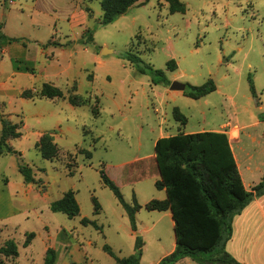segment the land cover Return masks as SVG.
<instances>
[{"label": "rangeland", "instance_id": "rangeland-1", "mask_svg": "<svg viewBox=\"0 0 264 264\" xmlns=\"http://www.w3.org/2000/svg\"><path fill=\"white\" fill-rule=\"evenodd\" d=\"M181 2L184 14H170L165 1L140 0L103 26L99 0H0L2 33L20 39L5 44L0 54V134L2 115L22 134L9 141L19 156L0 158V188L9 180L22 191L32 189L4 202L7 211L11 205L20 211L9 226L0 225L1 246L14 241L19 251L12 261L0 255L4 264H44L49 248L56 251L55 264H116L104 246L126 258L135 253L137 236L143 264H155L175 239L169 218L146 209L164 196L155 186L160 179L155 144L161 136L204 130L231 138V129L242 132V142L233 147L253 170L250 177L244 173L245 182L264 180V123L259 121L264 116V0ZM105 48L113 54L101 57ZM129 51L165 71L171 83L201 86L213 80L217 91L193 100L170 86L154 85L122 58ZM171 60L175 71L168 70ZM44 83L59 88L65 98H41ZM75 94L89 104L72 106L68 99ZM175 108L187 118L186 125L175 120ZM46 133L59 148L52 161L36 148ZM20 166L32 169L35 184L25 183ZM101 169L128 204L141 206L137 223L156 224L153 232L132 235L128 215L104 185ZM68 191L75 192L81 209L74 218L51 210ZM84 218L100 230L83 225ZM29 233L36 236L25 247Z\"/></svg>", "mask_w": 264, "mask_h": 264}, {"label": "trees", "instance_id": "trees-1", "mask_svg": "<svg viewBox=\"0 0 264 264\" xmlns=\"http://www.w3.org/2000/svg\"><path fill=\"white\" fill-rule=\"evenodd\" d=\"M10 1L13 0H5V3ZM99 1L103 10L101 25L106 26L118 21L140 0ZM159 1L169 4L170 14L185 12L181 0ZM2 29L3 25L0 24V54L5 44L20 42V39L7 38L2 33ZM87 37L92 41L93 32H88ZM122 58L136 67L139 74L149 75L154 85L165 87L171 85L165 71L154 69L138 55L129 51L122 54ZM167 67L169 71L177 69L174 60L169 61ZM15 69L22 71L16 65ZM251 89L255 93L253 86ZM216 91L215 82L209 80L201 86L187 84L183 93L190 99L199 100ZM25 93L28 98H32L30 91ZM40 97L50 100L65 98L59 88L49 83L42 85ZM68 101L74 107L89 104L78 94L70 96ZM92 112L96 117L100 114L99 111ZM173 115L177 122L182 125L187 124V118L178 108L174 109ZM260 120L264 121V116H261ZM1 123L0 158L7 154L19 156V153L9 145L10 140L22 136L19 126L11 123L3 115ZM36 148L44 160L52 161L58 156L59 148L50 133L41 137ZM85 152L87 158L92 159V153L87 150ZM155 160L160 175L155 186L158 190H165L167 197L165 200H152L146 205V209L158 212L171 211L176 238V250L159 264H178L185 258H190L197 264H240L226 252V244L233 234L234 218L240 215L254 199L264 195V180L256 185L252 192L245 189L227 134L206 131L195 134L179 133L160 138L155 144ZM19 171L24 175L26 184L36 183L30 167L20 166ZM100 177L126 211L132 230L137 232L136 214L141 206L136 201L133 206L128 204L104 169L100 170ZM93 203L98 213L101 208L96 198H93ZM51 210L54 213H63L69 218L77 217L81 212L73 191H68L60 200L54 202ZM82 224L100 230V226L95 221L84 218ZM35 236V233L27 234L24 246H30ZM142 247L143 242L140 236H137L135 253L129 257H118L108 245L104 246V251L115 260L116 264H141ZM0 255L17 259L19 251L15 242L8 241L0 247ZM55 262L56 251L49 248L44 264H55ZM0 264L4 263L0 261Z\"/></svg>", "mask_w": 264, "mask_h": 264}, {"label": "crops", "instance_id": "crops-1", "mask_svg": "<svg viewBox=\"0 0 264 264\" xmlns=\"http://www.w3.org/2000/svg\"><path fill=\"white\" fill-rule=\"evenodd\" d=\"M259 121L261 124L264 123V121L261 120ZM223 126L225 127L224 124ZM245 128H247V126L244 125L243 129ZM231 131H232L231 132L232 137L229 138V141L233 154L236 159L240 176L242 178L245 189L248 192H252V189L262 181H260L258 184L253 182L252 184H250V186L246 184L244 173L250 177L252 176L253 170L249 165L246 164L245 160L243 159V156L240 153L238 154L235 153L233 147L234 143L240 144L242 142L243 133L240 132L236 134V132L233 129H231ZM200 132H206V131L202 130ZM200 132H185V134H195ZM215 132H219V131H215ZM246 135L247 137L248 136L250 137V134L247 133ZM161 138H163V136H161ZM250 160H253V158L250 157ZM31 190L32 189L30 188L28 189L25 188L24 191H22V189L19 187L15 188L9 180L7 183H4V187L0 188V225L1 226L3 227L9 226V220L16 214L20 213V211L12 207V205L10 210L7 211L6 205L4 203L5 200L7 199L11 200L14 194L15 193L19 194L20 191L26 193V192H31ZM161 192L164 196L159 197V199L165 200L167 197L166 191L161 190ZM159 213L162 214L161 216L165 218H169L174 228V221L171 211L159 212ZM136 227H137V232H134L131 228V233L134 237H136V235H143L153 232L155 230L156 224H153V226L148 228V227H144V224H142V226L138 224L136 219ZM0 231L2 230L0 229ZM0 247H2L1 244ZM175 250H176V238L170 243L169 249L164 254H159V257L157 258L155 264H159L165 257L171 255ZM226 252L229 255H231L240 264H264V195L260 198L254 199L242 211L240 215H237L234 218L233 234L231 239L226 244ZM143 259H144V253L141 259V264H143ZM178 264H197V263L193 262L190 258H185L181 260Z\"/></svg>", "mask_w": 264, "mask_h": 264}, {"label": "water", "instance_id": "water-1", "mask_svg": "<svg viewBox=\"0 0 264 264\" xmlns=\"http://www.w3.org/2000/svg\"><path fill=\"white\" fill-rule=\"evenodd\" d=\"M113 54V50H110V49H103V51L101 52V57H107V56H110ZM186 90V84H182L178 81H174L171 83L170 85V91H173V92H185Z\"/></svg>", "mask_w": 264, "mask_h": 264}]
</instances>
